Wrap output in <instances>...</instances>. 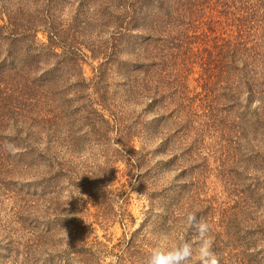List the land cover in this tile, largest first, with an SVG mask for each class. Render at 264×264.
<instances>
[{
  "label": "trees",
  "instance_id": "16d2710c",
  "mask_svg": "<svg viewBox=\"0 0 264 264\" xmlns=\"http://www.w3.org/2000/svg\"><path fill=\"white\" fill-rule=\"evenodd\" d=\"M261 29L264 0H0V262L138 264L191 210L219 264H264Z\"/></svg>",
  "mask_w": 264,
  "mask_h": 264
},
{
  "label": "clouds",
  "instance_id": "9594fccd",
  "mask_svg": "<svg viewBox=\"0 0 264 264\" xmlns=\"http://www.w3.org/2000/svg\"><path fill=\"white\" fill-rule=\"evenodd\" d=\"M183 220L189 229H194L193 240L181 238L175 243L165 242L166 235L160 234L153 242L147 256L138 264H188L194 257L198 264H219V259L213 251V240L210 225L203 218L197 217L195 211H187Z\"/></svg>",
  "mask_w": 264,
  "mask_h": 264
},
{
  "label": "rangeland",
  "instance_id": "374dc122",
  "mask_svg": "<svg viewBox=\"0 0 264 264\" xmlns=\"http://www.w3.org/2000/svg\"><path fill=\"white\" fill-rule=\"evenodd\" d=\"M228 33L231 34V30L228 28ZM223 32V31H221ZM257 34H253L255 40H257L259 43L261 40H264V30H259L257 31ZM220 34V31H219ZM95 66H97V63H95ZM192 75L189 79V84L191 85V88L194 89L195 87L198 86V82L197 80H199V76H200V69L198 68V65H194V67L191 70ZM85 73L86 76L91 78L93 76V71H92V66L90 65H86L85 67ZM197 92H202L201 88H197ZM216 92H220V87H216ZM252 102H254V106H258L259 102L257 97H254L252 99ZM143 144H145V139H139V141H137L136 143V147L137 149H141V147L143 146ZM147 144V143H146ZM150 148H153L152 145H150ZM152 151V150H151ZM166 156H157L155 157V160H162L165 159ZM119 171H117L114 181H113V187H118L121 186L122 184H127L128 185V179H131L130 175L132 174V169L130 170V168H128V166H126L124 163H121L119 168ZM172 174H167L166 176H164L163 178H160L162 175H159L158 178H154L153 180H158L163 181L165 178H169ZM134 182V181H133ZM209 182L211 183V187L213 189L216 190V192H221L223 189L221 187L220 182H218L215 178L209 179ZM138 185V182H137ZM139 187V186H138ZM138 187H135L134 189H132V187L130 188V193L128 194V206L126 205V208H128V210L133 214V216L136 218V226L135 228H138L139 225L141 224L142 220H143V212L145 211V207L148 204L147 199L143 196L140 195L139 191H138ZM94 228L96 229L95 233L99 236L100 240L110 244L109 246L111 247L113 244H116L118 242V240L123 236V229L121 228L120 224H117L111 228H109L107 231H104L102 228H100L98 225L94 224ZM160 234L163 233H157L155 236V238L157 236H159ZM109 240V241H108ZM165 242H167V237ZM0 264H3L0 262ZM105 264H116V258L114 257H109L106 260Z\"/></svg>",
  "mask_w": 264,
  "mask_h": 264
}]
</instances>
